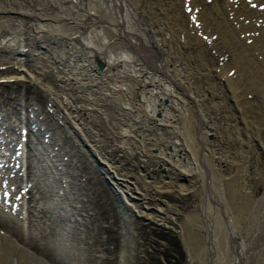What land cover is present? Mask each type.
Masks as SVG:
<instances>
[{
    "label": "bare ground",
    "instance_id": "bare-ground-1",
    "mask_svg": "<svg viewBox=\"0 0 264 264\" xmlns=\"http://www.w3.org/2000/svg\"><path fill=\"white\" fill-rule=\"evenodd\" d=\"M20 79L43 88L69 134L100 172L108 174L113 192L127 206L132 198H149L146 184L175 185L172 177L156 176L160 181H155L139 171L130 175L129 167L140 163L143 171H150L165 163L173 174L194 176V168L176 156L180 146L187 149L185 140L191 146V137L201 154L211 157L198 158L206 168L200 174L208 191L201 195L210 200H203L199 209L202 215L213 210L205 220L207 241L203 239L198 264L211 251L210 227L218 224L225 227L218 264H264V193L253 199L252 190L247 191L251 200L246 218L252 216L251 224L260 228L245 238L248 223L242 227L238 215L225 216L219 202L225 198L220 192L210 194L207 178L212 173L211 183L216 181L222 157L237 159L249 151L234 145L232 154L224 153L230 151V140L219 133L216 122L227 136L239 135L243 147L252 146L255 124L264 122V0H0V83ZM2 104L0 264H68L52 252V243L66 248L63 230L56 235L48 231L58 215L79 204L68 201L64 155L58 147L49 150L52 134L38 107L19 113ZM83 120L91 121L87 125ZM178 185L188 190L191 184ZM42 211L49 218L40 220ZM184 236L192 263L195 248Z\"/></svg>",
    "mask_w": 264,
    "mask_h": 264
},
{
    "label": "rangeland",
    "instance_id": "rangeland-1",
    "mask_svg": "<svg viewBox=\"0 0 264 264\" xmlns=\"http://www.w3.org/2000/svg\"><path fill=\"white\" fill-rule=\"evenodd\" d=\"M29 81L28 79H20L16 81L8 80L0 83V103L6 105L7 109L12 108L14 112L19 113L25 111L30 105L38 107V110L47 122L46 128L52 134V137H50L52 142L47 144L49 150L56 152L55 149L58 147L60 153L64 155L65 168L69 171V175L67 174L68 177L66 178L68 182V187L66 189L68 194H66L70 196L68 201H71L73 204H79L76 206V210L72 208V205L68 213L62 216L58 215V219L48 230L52 235H56L59 234L58 230L61 229L67 239V246L64 249H56L55 245L52 243V252L58 256L57 259L68 264H198V262H200L198 260L203 258V255L199 256L200 247L204 246L203 248H205V245L202 244L203 239L204 242L207 241L205 220L208 221L210 215L213 213L212 210V212H207L202 215L203 211L199 209L204 201L208 204L210 200L206 198V200H204V195H201V193L206 190V184L200 172L204 170V173H206V168L203 164L200 165L198 163V158L209 159L211 157L202 155L201 151H199V145L193 143V139L189 137L190 143L192 142L191 146L189 142L185 140L187 149L185 150L182 148L183 146H180L181 150H179L178 155H175L181 158L182 164H185V162L186 165L190 164L191 171H193L194 168V176L185 178L182 174H173L168 170L170 168L169 165L165 163L156 164V170L150 171H143L142 166L139 165L140 163L137 167H129L131 169L130 175H136L137 171H139L144 174L148 180L160 181V179H157L160 177L166 180L173 178L175 185L165 184L156 188L154 186L155 184H146L144 190L146 189L145 191L149 198L145 200V202L132 198V206H127L125 203L121 202L113 190H111L109 183L104 179L98 167L93 164L86 149L76 142L74 135L69 134L66 125L57 119L56 116L58 115L56 111L49 108L48 94L36 82L32 80ZM248 94L250 95V93ZM204 105L207 107L210 106V100L204 103ZM258 115V117L262 116V112L258 113ZM83 121L88 125L91 120ZM260 122L261 120L259 124H255L253 128L256 137L255 140H251L252 146L244 144V147L240 145L239 135L233 134L227 136L222 124H217L216 122L215 127L217 130H220L219 133L222 134L223 132L227 137L225 138L230 140L228 145L230 151L226 150L224 153L227 152L232 154L231 150L234 151L236 147L234 145H238L241 149L248 148L249 151L244 152L245 156L240 155L237 159H233L232 157L231 159H225V157H222L223 160L220 159V166L223 171L217 170L219 173L215 178V182L212 181L211 183V178L213 177V175H211L212 173L207 174V178L210 180L211 184L209 188L210 194L214 196L215 191L218 193L220 192L219 196L225 198L224 201L222 198L219 201L224 205L222 210H224L225 216L228 215V213H232V215H238L241 226L248 223L246 227L247 233L243 234L245 238L257 233L260 228L257 227L256 224H251L252 216L248 219L246 218L251 200V198L249 199V197H247V194H249L247 191L252 190L250 193L254 194L253 199L262 196L264 193V134H262L264 133V122ZM221 127H223V130ZM256 128H258V130ZM91 129L90 134L93 135L95 128L91 127ZM260 130L263 131L259 132ZM214 134H216L215 131ZM151 135L154 139L155 134ZM212 135L213 132L211 131L209 133L211 139L215 137V135H213L214 137ZM115 136L118 138L117 135ZM166 136H163L164 142H167L166 139L168 137ZM163 139L160 140L163 141ZM256 139L258 142H256ZM118 143L123 145L120 141H118ZM261 147L263 148L261 149ZM255 148L258 149L256 150ZM166 150L170 151L171 146ZM218 155L220 154L218 153ZM227 160L230 161V164ZM233 161H236V163H233ZM248 162H250V164ZM252 168L255 170L254 172H252L253 170L250 171ZM123 170L126 169L123 168ZM261 170L262 172H260ZM12 174L16 175L15 171H12ZM224 174L228 176L224 177ZM23 175L24 173L22 176ZM156 176L158 177L156 178ZM176 177L178 178L176 179ZM20 179L22 180L23 178ZM188 179H190V181H188ZM176 181L181 184H191L189 186L190 189H181L178 185L179 183L177 184ZM189 182L190 184H188ZM234 182L236 185L238 184L237 190H234ZM247 183L249 185H247ZM38 186L40 187L42 185L38 184ZM161 188H163V190ZM212 188L214 189L212 190ZM220 190L223 191V193ZM243 196L247 199H241ZM211 203L215 207L218 205L215 201H211ZM239 209L241 212H237ZM193 211L194 213H199L193 214ZM190 213L193 214L191 215L192 218H187L186 215ZM40 214L42 216L39 218L40 220L49 218L43 211ZM141 214H145L148 218L142 217ZM219 216L222 221L221 226H223L225 219L222 217L221 213ZM263 219L264 213L262 215V220ZM201 220L203 222H201ZM65 222L69 224V227H67L69 229L67 231L64 229ZM56 224L58 227H56ZM199 224H201V227ZM223 227H220L219 224L214 225L212 228L210 227L211 237L209 240H211L212 246L210 247L211 251L208 252L207 255H204V264H218V255L222 248L220 239H225L223 238L225 235ZM200 228L203 229L201 230ZM184 233L187 235L191 246L195 248L192 249L194 253V255H192L195 259L192 263L187 245L185 244L186 238ZM200 233L205 237L203 235L200 237ZM212 242H214V244ZM262 244V246H264V243ZM246 249L248 251L247 246ZM226 254L229 256L227 252Z\"/></svg>",
    "mask_w": 264,
    "mask_h": 264
},
{
    "label": "water",
    "instance_id": "water-1",
    "mask_svg": "<svg viewBox=\"0 0 264 264\" xmlns=\"http://www.w3.org/2000/svg\"><path fill=\"white\" fill-rule=\"evenodd\" d=\"M99 62H100V64L102 65V61L99 60ZM83 143H84L85 145H87V142H86V141H83ZM91 151H92V150H91ZM92 153H93V155L95 156L96 161H97L99 164H102V163H103V160H102L97 154H95L94 152H92ZM104 176H105L106 181L109 183L110 187H113L112 180H111V178L108 176V174H105V173H104ZM113 191H115V190H114V187H113ZM115 192H116V191H115ZM116 193H117V192H116ZM141 215H142V217H144V218H148V216H146L145 214H141ZM159 223H161V222H159Z\"/></svg>",
    "mask_w": 264,
    "mask_h": 264
},
{
    "label": "snow or ice",
    "instance_id": "snow-or-ice-1",
    "mask_svg": "<svg viewBox=\"0 0 264 264\" xmlns=\"http://www.w3.org/2000/svg\"><path fill=\"white\" fill-rule=\"evenodd\" d=\"M254 7H255V5H254ZM189 11H192V9L190 8ZM205 39H207V37H205Z\"/></svg>",
    "mask_w": 264,
    "mask_h": 264
}]
</instances>
